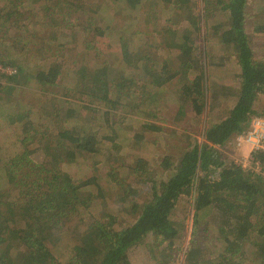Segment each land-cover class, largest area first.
Returning <instances> with one entry per match:
<instances>
[{
  "label": "rangeland",
  "instance_id": "1",
  "mask_svg": "<svg viewBox=\"0 0 264 264\" xmlns=\"http://www.w3.org/2000/svg\"><path fill=\"white\" fill-rule=\"evenodd\" d=\"M6 1L10 2L8 6L4 4L5 0H0V21H3L0 24L11 19L10 23L16 20L23 25L17 30L2 31L6 34L5 42L13 40L14 45L18 44L15 48L18 54L14 55L12 61L19 59V63L28 64L27 70L34 75V65L42 61L43 54L44 57L48 54L43 50H47L48 46L61 47V44L60 63L66 62V74L64 78L59 76V84L44 85L27 73L22 82L12 85L0 72V84L3 85L0 89V104L5 103L4 107L0 106V191L4 194L9 192L10 198L17 197L18 191L43 200L48 197V183L53 172L45 170L49 157L45 156L42 148L58 130L49 124L50 112L57 108L60 115L64 116L66 109L72 107L71 96L75 93L65 95V86L76 87L75 72L81 73L87 68L92 73V69H95L92 89L88 88V92L97 101L103 95L110 96V92L121 89L129 105L138 101L133 95L137 98L141 91L135 89L133 78L140 77L144 80L143 90L151 88V94L156 96L152 104L141 102L137 103L140 106L133 111L130 106H126V111L117 107L104 114L99 103L83 102L76 107L77 110L72 109L74 113L68 115L69 123L66 125L96 127L99 134L112 138L106 142L116 148L110 153L100 154L95 165L81 157L60 164V169L76 183L89 177L95 179L92 182L95 187L82 191L83 195L89 194L91 200L83 203L85 207L80 206V210L71 217L70 224L80 217L83 221L85 218L84 223L95 219L108 223L109 217L105 213L116 216L117 223L114 226L130 223L138 215V212L130 210L132 203L142 204L148 200V191L142 182L147 173L158 176V171H162L164 156L170 158L172 165L190 143L195 140L203 142L205 128L225 118L237 98L240 81L235 55L230 46L219 41L220 24L226 20L227 13L206 4L204 0H186L191 6H183L176 11L172 9L173 0H142L134 10L125 9L122 1L113 5L112 0ZM259 8L264 9L263 1L251 0L245 29L255 58L261 60L264 59V34L253 32V25L261 15ZM193 20L197 21L198 32L196 37H190L194 39L192 47L189 44L192 52L180 58L173 51L172 39L175 42L181 40V34L191 28ZM84 21H87L86 24ZM102 25L107 28L106 31ZM108 30L112 31V35L108 36ZM16 38H20V42L15 41L18 40ZM66 40L69 43L64 42ZM125 49L131 52L130 57L124 56L127 53ZM134 53L140 54V58L132 56ZM79 61L81 63L76 67ZM163 64L170 72L176 69L182 73V69L189 70L187 77L191 80L200 69L204 70L207 85L214 90L212 94L208 91L210 96L201 113L196 114L189 104L183 103L185 97L180 91L182 84L178 80L179 75L165 85H153L156 81H150L149 73L161 72ZM102 68L109 81H100L98 73ZM59 97L64 102L59 103ZM253 107L256 114L264 116V94L256 97ZM151 126H156L158 130H152ZM135 134L143 138H136ZM25 148L30 150V154L24 153ZM215 148L222 153L226 162H233L247 152L245 148H234L230 141L225 147ZM139 159L142 162H138ZM137 162L145 166L142 171L134 170ZM247 170L250 169L241 171L245 174ZM196 194L193 186L181 192L170 215L176 229L175 236L161 240L155 234L143 237L130 251L131 264H183L184 253L193 237L203 244L206 252L209 249L215 251L208 253L207 258L217 257L216 253L222 248L216 245L220 238L215 228L201 222L198 232L195 230ZM4 208L14 217L24 216L16 205L5 204ZM257 238L249 234L244 245V256L239 250L234 258L242 259L243 264H255L250 257ZM171 241L172 248H175L173 250L166 246ZM56 246L53 249L61 264H88L92 260L86 257L84 261L74 254L72 248L75 247V241L69 235H63ZM99 246L97 248L103 249ZM22 250L28 252L25 247ZM101 257L102 254H96L94 262L90 264L98 263Z\"/></svg>",
  "mask_w": 264,
  "mask_h": 264
},
{
  "label": "trees",
  "instance_id": "2",
  "mask_svg": "<svg viewBox=\"0 0 264 264\" xmlns=\"http://www.w3.org/2000/svg\"><path fill=\"white\" fill-rule=\"evenodd\" d=\"M34 1L38 2L39 0ZM121 1L125 5L124 8L130 10H134L142 2V0H112V4L115 5ZM204 1L227 13L226 20L220 24L219 41L231 47L237 68H239L240 89L228 115L205 128L203 142L199 143L198 140H195L190 143L174 164L170 165V158L164 156L161 163L163 164L162 171H158V176L147 173L142 182L146 185L148 200L142 204L132 203L130 210L138 212L133 221L125 225L118 223L117 226H114L117 223L116 216L105 213L106 217H109L108 223H103L100 219L84 223L85 218L83 221L80 217L79 220L70 224L71 217L80 210V206H84L83 203L91 200L90 195H83L82 191L90 189L92 186L95 187V184L92 183L95 179L89 177L76 183L65 171L60 169V164L73 162L77 157H81L95 165L100 154L110 153L116 148L113 145L110 147L106 142L112 138L99 134L96 127L90 128L78 124L66 125L69 123L68 115L70 112L74 113L72 109L77 110L76 107L82 105L83 102H97L102 108L99 111L101 110L104 114L112 112L117 107L121 108V111H126V106H130V110L133 111L140 106L137 103L152 104L156 97L151 94V88L143 90L144 80L139 77V79L133 78L135 89L138 88L141 91L137 98L133 95L134 99L138 100L134 105H129L128 100H126V104L121 89H118L117 92H110V96L103 95L100 98L103 102L97 101V98H93L88 92V88L92 89L95 69H92V73H89L87 68L83 69L81 73L75 72L76 87L65 86V95L71 96L75 93L74 96H71L73 101L70 102V105L72 107L65 108L64 116L60 115V110L57 108L50 112L51 123L49 124L58 130L42 148L45 156L49 157L45 170L53 172L48 183V197L43 200L18 191L17 197L10 198L9 192L4 194L0 191V264H61L56 257L57 252L53 248L57 247L56 243L62 239L63 235L72 237L75 241V247L72 250L84 261L87 257L92 258L91 261L94 262V256L102 254L101 260L95 264H131L130 251L134 245L140 243L143 237L155 234L156 238L161 240L172 239L175 236L176 229L173 227L170 215L176 207L181 192L188 190L190 186H193L197 193L194 211L195 230L198 232L201 222L211 224L220 238L216 241V245H219L222 250H218L220 252L216 253L217 257L207 258L208 253H215V251L209 249L206 252L203 244L193 237L184 253L183 264H243L241 263L242 259L234 257L237 256L239 250L244 256V245L249 234L258 236L257 241L253 243L255 249L250 257L251 261L255 264H264V176L261 172L256 173L257 171L254 170H247L249 172L246 171L244 174L238 165L226 162L222 153L215 148L216 146L225 147V144L236 133L246 129L251 116L256 115L253 107L256 97L259 94H264V59L255 58L250 37L245 29L247 8L251 0ZM262 1L264 3V0ZM187 2L186 0H173L171 2L172 9L176 11L181 10L183 6H191ZM9 3L5 0L4 4L8 6ZM258 12L261 15L253 25V32L264 34V9L259 8ZM15 14L19 15V13ZM10 20L0 24V65L5 68H13L15 73L6 75L1 72V74L12 85L14 82H22L27 73L44 85L59 84L60 77L64 78L63 75L66 74L64 66L66 62L61 64L60 61L62 45L59 44L61 47L52 46L51 48L48 46L47 50H43L48 54L45 57L43 54L42 61L34 65L36 72L33 75L27 70L28 66L26 65L28 64L25 65L22 61L19 63V59L12 61L14 55L18 54L15 50L18 44L14 45L13 40L5 42L6 34L2 31L17 30L23 25H20L16 20H12L10 23ZM86 22L84 21L85 24ZM101 27L105 31L107 30L103 25ZM197 32V21L193 20L191 28L185 29L181 34V40L175 42L172 39L171 45L174 48V53L179 57L189 55L192 52L190 46L192 47L194 40L190 37H196ZM170 33L173 35V32ZM110 35H112V31L108 30V36ZM16 39L18 40L15 41L20 42V38ZM64 42L69 43V40ZM46 43L53 42L47 41ZM69 49L71 48L67 50ZM125 52L127 53L124 56L130 57L131 52L128 49H125ZM132 56L140 58L141 55L134 53ZM80 63L79 61L76 67ZM67 64H69L68 61ZM167 69L168 67L163 64L161 72L151 71L149 73L150 81H156L153 85H165L179 75L178 80L182 84L180 91L185 97V99L182 98L183 103L189 104L196 114L201 113L206 99L210 96L208 91L212 94V90H214L207 85L204 70L200 69L191 80L187 77L189 70L182 69V73L179 69L172 72ZM104 70L102 68L98 73L101 82L109 81L106 79ZM1 88L3 85L0 84ZM58 101L59 103L64 102L62 97H59ZM4 104L1 102L0 106L4 107ZM150 128L158 130L156 126ZM135 137L143 138L136 134ZM29 152L30 150L27 148L24 149L26 155L30 154ZM253 156L264 169V153H253ZM138 162H142V159H139ZM138 162L134 170L142 171L145 166H141ZM216 172L219 177L213 180L211 175ZM98 192L101 193V190L98 189ZM5 204L16 205L24 216L14 217L4 208ZM51 244L52 248L50 249ZM172 244V241L166 244L168 249H175L172 248ZM97 246L103 249H99ZM24 247L28 250L27 253L22 250ZM230 256L233 260H228ZM215 258L218 260L215 261Z\"/></svg>",
  "mask_w": 264,
  "mask_h": 264
},
{
  "label": "built area",
  "instance_id": "3",
  "mask_svg": "<svg viewBox=\"0 0 264 264\" xmlns=\"http://www.w3.org/2000/svg\"><path fill=\"white\" fill-rule=\"evenodd\" d=\"M0 72L6 75H13L15 70L11 67L5 68L0 65ZM230 142H232L234 148L247 149L245 156L234 159L233 162L235 164L244 171L250 169L264 173L262 165L253 156V153H264V116L262 114L252 115L246 129L236 133ZM211 177L217 179L219 174L216 172Z\"/></svg>",
  "mask_w": 264,
  "mask_h": 264
}]
</instances>
